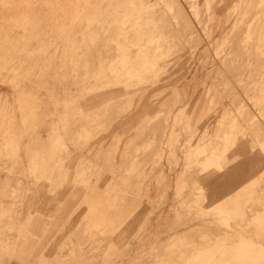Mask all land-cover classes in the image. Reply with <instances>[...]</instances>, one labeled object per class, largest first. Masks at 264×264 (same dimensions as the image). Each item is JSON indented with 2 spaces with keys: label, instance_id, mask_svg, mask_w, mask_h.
Wrapping results in <instances>:
<instances>
[{
  "label": "rangeland",
  "instance_id": "374dc122",
  "mask_svg": "<svg viewBox=\"0 0 264 264\" xmlns=\"http://www.w3.org/2000/svg\"><path fill=\"white\" fill-rule=\"evenodd\" d=\"M262 216L264 0H0V264H264Z\"/></svg>",
  "mask_w": 264,
  "mask_h": 264
},
{
  "label": "bare ground",
  "instance_id": "6f19581e",
  "mask_svg": "<svg viewBox=\"0 0 264 264\" xmlns=\"http://www.w3.org/2000/svg\"><path fill=\"white\" fill-rule=\"evenodd\" d=\"M251 13H252V12H251ZM167 17H168V16H167ZM188 19H189V18H188ZM188 19H187V20H188ZM185 20H186V19H185ZM219 21H220V20H219ZM185 24H186V23H185ZM189 25H190V23H189ZM191 25H192V24H191ZM185 26H186V25H185ZM186 27H187V26H186ZM172 28H173V27H172ZM170 30H172V29H170ZM174 31H175V30H174ZM168 32H169V31H168ZM198 33H199V32H198ZM180 46H181V45H180ZM179 49H180V48H179ZM206 50H207V49H206ZM12 52H13V51H12ZM250 53H251V52H250ZM251 60H252V58H251ZM248 62H249V61H248ZM225 66H226V65H225ZM218 67H219V66H218ZM260 68H261V67H260ZM213 71H214V70H213ZM231 71H232V70H231ZM220 72H221V71H220ZM233 72H234V71H233ZM226 73H227V72H226ZM237 74H238V73H237ZM253 74H254V73H253ZM213 75H214V74H213ZM227 75H228V74H227ZM231 75H232V73H231ZM215 76H216V75H215ZM217 77H218V76H217ZM235 77H236V76H235ZM168 79H169V78H168ZM235 79H236V78H235ZM223 80H224V79H223ZM225 81H226V80H225ZM225 81H224V82H225ZM227 81H228V80H227ZM205 82H206V81H205ZM218 83H219V81H218ZM227 86H228V85H227ZM227 86H226V87H227ZM231 87H233V86H231ZM234 88H235V87H233V88H231V89H234ZM236 90H237V89H236ZM227 91H228V90H227ZM222 92H223V91H222ZM228 93H229V92H228ZM233 93H234V92H233ZM241 99H242V98H241ZM197 101H199V100H197ZM194 104H195V103H194ZM197 104H198V103H197ZM195 105H196V104H195ZM226 106H227V105H226ZM192 108H193V107H192ZM192 110H193V109H192ZM186 111H187V110H186ZM143 114H145L146 116H148L147 114H149V113L146 114V113L143 112ZM146 116H145V119H146ZM149 116H151V115L149 114ZM149 116H148V117H149ZM122 123H123V121L120 122V124H122ZM260 124H261V123H260ZM122 125H124V124H122ZM161 125H162V122H161ZM164 125H165V124H164ZM215 128H216V127H215ZM140 152H141V151H140ZM179 162H180V161H179ZM191 188H192V187H191ZM163 190H164V189H163ZM189 196H190V195H189ZM192 198H193V197H192ZM168 200H169V199H168ZM257 215H258V214H257ZM187 216H188V215H187ZM260 216H261V215H260ZM262 217H264V216H262ZM253 218H255V216H254V217L252 216V218L249 219L248 223H249L250 221H252ZM258 219H259V221H262V218H258ZM255 222H257V221H255ZM263 222H264V221H262V223H261L262 225H264ZM251 223H252V222H251ZM251 223H250V224H251ZM257 223H258V222H257ZM252 224H253V223H252ZM259 225H260V223H259ZM260 226H261V225H260ZM124 234H126V232H125ZM122 236H123V235H122ZM124 238H125V237H124ZM134 240H135V239H134Z\"/></svg>",
  "mask_w": 264,
  "mask_h": 264
},
{
  "label": "crops",
  "instance_id": "0c3cea01",
  "mask_svg": "<svg viewBox=\"0 0 264 264\" xmlns=\"http://www.w3.org/2000/svg\"><path fill=\"white\" fill-rule=\"evenodd\" d=\"M213 186V184H211Z\"/></svg>",
  "mask_w": 264,
  "mask_h": 264
}]
</instances>
